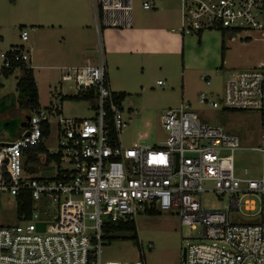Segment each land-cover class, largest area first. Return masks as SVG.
I'll list each match as a JSON object with an SVG mask.
<instances>
[{"label": "built area", "instance_id": "1", "mask_svg": "<svg viewBox=\"0 0 264 264\" xmlns=\"http://www.w3.org/2000/svg\"><path fill=\"white\" fill-rule=\"evenodd\" d=\"M180 3L177 31L183 35L206 29L255 30L264 38V0ZM95 5L98 29L133 25V0H95ZM155 5V0L143 2L145 10ZM20 37L26 42L29 32L22 30ZM30 60L22 45L0 51V71L18 63L29 66ZM60 70V83H72L77 93L96 91V112L91 118H67L58 108L59 150L53 154H61L62 163L70 167L58 165L54 176L29 170L37 164L29 160V149L44 142L43 122H49L41 108L30 113L17 138L1 141L6 144L0 146V203L9 196L18 207V198L28 193L32 208L29 215L18 216L17 224L0 226V264H147L144 253L132 263L105 261L102 247L107 224L135 221L150 210H175L181 225L201 227V241L186 247V264H264V61L253 69L231 72L220 100L200 94V103L214 109L261 111L260 144L251 148L261 154L259 178L235 173L236 152L244 149L239 136L210 124L188 104L163 115L168 134L163 143L124 145L120 135L127 122L105 59ZM204 192L230 198L224 208H205ZM247 196L259 197V217L232 214ZM244 208L256 211V201L246 199Z\"/></svg>", "mask_w": 264, "mask_h": 264}, {"label": "rangeland", "instance_id": "2", "mask_svg": "<svg viewBox=\"0 0 264 264\" xmlns=\"http://www.w3.org/2000/svg\"><path fill=\"white\" fill-rule=\"evenodd\" d=\"M60 1L64 0H0V51H8L15 45H24L30 50L32 62L29 61V66L34 68L41 110L48 115L50 122V135L45 139V146L52 153L59 150L58 108L62 116L67 118H91L96 112L94 101L75 98L61 100L63 95L73 96L78 92L72 83H60V67L85 64L77 60L76 53L70 51L76 43L73 37L78 35L74 27L85 11L83 0H67L71 2V11L63 19H50L47 16L49 7ZM143 2L133 0L134 29L156 25L162 27L165 33L179 35L180 0H155L156 8L152 10H145ZM51 22H54L55 28L40 27L41 24L51 25ZM60 24H63L62 28ZM21 28L29 32V41H22ZM171 28L177 33H172ZM170 34H162L159 51L149 56L114 54L107 49L105 61L111 88L113 91L128 93L122 102L127 122V128L120 135L123 144L163 143L168 136L162 123L163 115L170 109L188 104L210 124L239 136L244 149L236 152L235 173L243 177H261V154L251 150L260 144L261 111L214 109L200 103L201 93H205L210 100H220L224 83L231 72L253 69L264 61V38L261 31L227 30L224 37V59L222 30L206 29L202 31L201 37L199 34L184 35L186 48L184 43L179 48L174 46ZM63 36L66 39L70 37V40L67 42ZM20 76V69L9 76L0 71V101L10 98L15 103L11 111L1 116L3 120L17 116L25 118L27 115L18 102L17 81ZM159 80L165 86L160 85ZM8 137L5 131L1 132L0 142L8 140ZM57 166L48 172L49 176L56 174ZM60 166L70 167L66 162ZM46 171L43 169V172ZM229 198L228 194L204 192L202 205L205 208L221 209ZM246 199L256 201V211L244 208ZM261 207L259 197L247 196L241 199L240 209L232 211V214L253 219L259 217ZM18 222L17 202L13 197L3 196L0 203V226H13ZM135 222L139 240L132 238L133 230L107 233L113 238H105L103 242L102 255L105 261L132 263L141 259L144 253L147 264H184V247L194 241H201V227L192 230L188 225H181L175 210L162 211L156 215L139 214Z\"/></svg>", "mask_w": 264, "mask_h": 264}, {"label": "crops", "instance_id": "3", "mask_svg": "<svg viewBox=\"0 0 264 264\" xmlns=\"http://www.w3.org/2000/svg\"><path fill=\"white\" fill-rule=\"evenodd\" d=\"M83 5H84L85 14L82 16L81 19L78 18V21L74 27L78 31V35L73 37L76 43L71 48L70 51L72 54L76 53V55L78 56L77 60L85 62V64L88 62L97 63L100 60V58L105 59V54L107 52V49L111 53L128 55V56L130 55V56L140 57V56L153 55L155 54V52L159 51L158 45L161 39L163 38L162 34H164L165 36H169L170 34L169 32L168 33L163 32L162 27L156 25L149 27L146 26L139 29H134V24L131 27H127V28L102 26L101 29H98L96 26L97 21H96L95 0H83ZM71 8H72L71 2L67 0L60 1L59 3L53 4L49 7L47 16L50 19H56V20L63 19L64 16H66V14L68 13V11H71ZM93 17H94V26H93ZM51 23H52L51 25L41 24L40 27L55 28L54 22ZM57 23H61V22H57ZM60 26L62 28L63 24H60ZM20 30L22 31L24 29L21 28ZM171 32L175 33L176 31L173 28H171ZM178 34L179 35L170 34V39L172 40L174 46L177 45L179 48L181 43H184L185 45V39H184L185 36L180 32H178ZM63 38L64 40L66 39L65 36H63ZM69 40L70 37L69 39H66L67 42ZM27 41H29V38ZM31 62L32 59L30 60V63ZM43 143L45 145V140ZM39 167H42L44 170H48V171L43 172V169L41 170V168ZM53 168L54 167L51 164V162L46 165V158L45 156H43L40 162H37L36 167H33L31 169H33L34 173L45 175L48 174V172H50Z\"/></svg>", "mask_w": 264, "mask_h": 264}, {"label": "trees", "instance_id": "4", "mask_svg": "<svg viewBox=\"0 0 264 264\" xmlns=\"http://www.w3.org/2000/svg\"><path fill=\"white\" fill-rule=\"evenodd\" d=\"M227 30H222V57L224 59V55L226 52L224 37ZM202 33L199 34V37ZM18 46V45H15ZM14 47V46H11ZM19 68L21 70V76L18 78L17 81V90H18V102L19 107L21 110H24L27 112L28 115L32 111H35L37 109L41 108L40 101H39V93H38V87L37 82L34 75V70L31 66H28L26 64L18 63L15 65L12 69L4 71L3 74L6 76H9L13 73L15 69ZM128 96V93L125 91H116L115 92V98L116 100L121 104L126 97ZM65 98H75V99H87L91 101H95L96 99V91L90 90L88 92H80L76 95L70 96V95H63L61 97V100L63 101ZM13 101V102H12ZM15 106L14 100H11L10 98H4L0 101V133L5 131L8 134V140H13L18 137V135L21 134L23 130V125L26 124L25 118L17 116L16 118L12 119H1V116L11 111ZM50 135V123L45 121L43 122V137L46 139ZM44 155L46 158V165L49 164L52 161H55L60 168V165L62 163V155L61 154H53L48 151L44 143H41L37 147H33L29 149V160H33L36 162H40L41 156ZM31 172H33V169H29ZM58 178L61 177L59 174L57 176ZM32 208V200L28 193L23 194L21 197L18 198V207L17 212L18 216L21 217L23 213H27V215L30 214ZM159 211H147V214L156 215L159 214ZM119 230H133L135 231L132 235V238L138 239V235L136 232V222L134 220H128L126 222H120L116 224H107L105 226V232L106 234L112 231H119ZM116 237V236H114ZM106 239H112V235H106ZM140 244V241H139Z\"/></svg>", "mask_w": 264, "mask_h": 264}, {"label": "water", "instance_id": "5", "mask_svg": "<svg viewBox=\"0 0 264 264\" xmlns=\"http://www.w3.org/2000/svg\"><path fill=\"white\" fill-rule=\"evenodd\" d=\"M29 120H30V115L27 114L25 116L26 124H24L23 127H25L27 125V123H28ZM3 144H6V143L5 142H0V146L3 145ZM39 228L44 229L45 228V224L44 223H41L39 225ZM186 254H187V248L184 247V249H183V262H184V264H186Z\"/></svg>", "mask_w": 264, "mask_h": 264}, {"label": "flooded vegetation", "instance_id": "6", "mask_svg": "<svg viewBox=\"0 0 264 264\" xmlns=\"http://www.w3.org/2000/svg\"><path fill=\"white\" fill-rule=\"evenodd\" d=\"M16 118V117H13V119ZM9 119H12V118H9Z\"/></svg>", "mask_w": 264, "mask_h": 264}]
</instances>
